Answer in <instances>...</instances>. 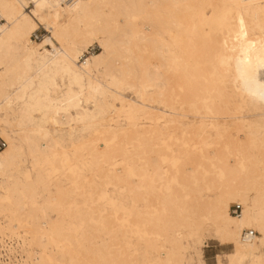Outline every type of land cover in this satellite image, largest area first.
Wrapping results in <instances>:
<instances>
[{"label": "bare ground", "instance_id": "bare-ground-1", "mask_svg": "<svg viewBox=\"0 0 264 264\" xmlns=\"http://www.w3.org/2000/svg\"><path fill=\"white\" fill-rule=\"evenodd\" d=\"M0 17L6 264H205V235L230 246L214 264H264V0H0Z\"/></svg>", "mask_w": 264, "mask_h": 264}, {"label": "rangeland", "instance_id": "rangeland-1", "mask_svg": "<svg viewBox=\"0 0 264 264\" xmlns=\"http://www.w3.org/2000/svg\"><path fill=\"white\" fill-rule=\"evenodd\" d=\"M69 0H67V2H68ZM64 4V3H63ZM36 31L38 32V36H39V39H36L35 41H40L42 38H43V36L44 35H50V33H48L45 29H44V27H43V25H39L38 26V28L36 29ZM54 43L57 45V43L54 41ZM47 48H50L49 46H46ZM86 51H84V53H83V55H82V57H80L79 58V60H81L82 61V59L83 58H85V56H88V54L89 53H91V52H97V51H99L100 49H99V46H98V42H97V40L96 39H93L92 40V42H91V44H89L86 48ZM101 74V73H100ZM99 74V76H101ZM98 76V77H99ZM126 96H130L131 98H135L133 95H132V93H130V92H126ZM160 108H162V107H160ZM118 120H120V119H122V121L124 120V118H123V116H119L118 118H117ZM0 137H2L1 135H0ZM3 138V137H2ZM3 140L5 141V139L3 138ZM166 141H167V138L165 139ZM6 143V142H5ZM167 143V142H166ZM166 151H167V148H166ZM166 164H167V166H166ZM20 167L21 168H24V167H26V169H29L30 167H29V163H21L20 164ZM170 167V168H169ZM163 169H166L167 170V174L169 173V172H173L172 171V167L171 166H169V164L168 163H165L164 164V168ZM169 170H171V171H169ZM169 171V172H168ZM15 174V173H14ZM162 175H163V173H162ZM1 193H2V190H1V188H0V196H1ZM48 214L50 215V216H52V217H54V214H55V211H48ZM254 231V233H255V235H258V233L256 232V230H253ZM5 236H7V235H5ZM8 237V236H7ZM12 238V237H11ZM13 239V238H12ZM18 239V238H17ZM20 240V239H19ZM204 241H205V243H204V246L202 247V258L204 259V262H205V264H214L215 263V260H216V256L217 255H223V253L224 252H227L228 250H229V248H230V246H219V244H218V241H216V240H212L209 236H207V235H205L204 236V239H203ZM206 244V245H205ZM223 259V258H222Z\"/></svg>", "mask_w": 264, "mask_h": 264}, {"label": "built area", "instance_id": "built-area-1", "mask_svg": "<svg viewBox=\"0 0 264 264\" xmlns=\"http://www.w3.org/2000/svg\"><path fill=\"white\" fill-rule=\"evenodd\" d=\"M30 4L33 2V0H27ZM1 21H3L0 17V23ZM33 39L36 40V39H39V36H38V32L35 31L33 33ZM5 146V141L3 140L2 137H0V151L4 148ZM241 210V205L239 203H233L230 205V211L231 213L233 214H237L239 213ZM254 231L253 230H249L246 232V230H244L241 234V238L242 239H248L249 237H251L252 235H254ZM16 245V240L14 239H9L7 237H3L2 239H0V264L2 263H7L10 258L14 259L15 257V254H18V253H14V254H10L9 253V246H14Z\"/></svg>", "mask_w": 264, "mask_h": 264}, {"label": "snow or ice", "instance_id": "snow-or-ice-1", "mask_svg": "<svg viewBox=\"0 0 264 264\" xmlns=\"http://www.w3.org/2000/svg\"><path fill=\"white\" fill-rule=\"evenodd\" d=\"M261 230L264 231V225L261 226ZM203 264V262H201Z\"/></svg>", "mask_w": 264, "mask_h": 264}]
</instances>
